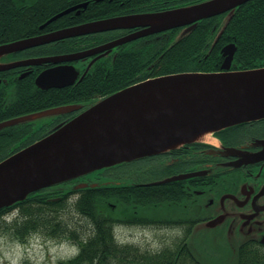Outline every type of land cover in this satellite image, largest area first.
Masks as SVG:
<instances>
[{
  "label": "flooded vegetation",
  "instance_id": "obj_1",
  "mask_svg": "<svg viewBox=\"0 0 264 264\" xmlns=\"http://www.w3.org/2000/svg\"><path fill=\"white\" fill-rule=\"evenodd\" d=\"M202 1L0 0V47L37 39L30 46L0 53V123L55 111L2 127V145L18 151L120 90L112 92L113 87L162 75L160 71L167 69L161 65L165 51L191 24L113 47L112 42L145 27L93 30L50 41L43 37L94 21L163 12ZM228 13L198 22L211 26L198 60L207 63L209 71L246 69L236 55L234 35L221 43V23ZM153 41H159L160 46L145 56L137 51L140 43ZM230 44L235 45V51L227 60L229 51L224 48ZM57 68L73 71L75 76L64 77L60 86L37 85L42 72ZM33 193L50 202L63 200L78 223L86 218L75 208L77 204L88 195L100 194L104 226L122 243L136 245L120 237L122 228L170 229L179 235L166 245L190 247L209 231L213 242L227 248L230 256L234 253L235 261L242 251L261 253L264 258V119L233 125L212 133L206 141L96 170ZM211 221L218 223L208 226ZM95 229V225L89 226L86 232ZM79 233L85 236L84 231ZM200 251L202 259L220 256L215 251Z\"/></svg>",
  "mask_w": 264,
  "mask_h": 264
},
{
  "label": "water",
  "instance_id": "obj_2",
  "mask_svg": "<svg viewBox=\"0 0 264 264\" xmlns=\"http://www.w3.org/2000/svg\"><path fill=\"white\" fill-rule=\"evenodd\" d=\"M247 1L204 0L163 12L114 17L64 29L43 37V40L93 30L145 27L112 42L110 46L113 47L141 36L191 24L186 29L188 31L201 19L229 10L224 28L235 9ZM36 40L1 46L0 53L30 46ZM224 50L229 51L227 60H230L235 45L230 44ZM68 76L74 77L75 72L57 68L42 72L36 83L60 86L59 81ZM53 112L13 118L1 122L0 129ZM262 119L264 66L234 71H183L142 80L97 100L69 122L2 159L0 209L12 206L46 186L166 152L186 143L206 141L214 132ZM216 223L207 224L214 226ZM231 257L234 259V253Z\"/></svg>",
  "mask_w": 264,
  "mask_h": 264
},
{
  "label": "trees",
  "instance_id": "obj_3",
  "mask_svg": "<svg viewBox=\"0 0 264 264\" xmlns=\"http://www.w3.org/2000/svg\"><path fill=\"white\" fill-rule=\"evenodd\" d=\"M224 19L221 23V30L224 26ZM209 28L211 26L203 21L176 37L171 47L165 51L161 63L167 69L161 70L160 73L165 75L183 71L211 70L206 66L207 63L198 62L199 57L203 56L199 51ZM223 30L221 43L226 42L224 39L229 34L234 35V42L237 46L236 55L238 60L244 63L246 69L264 66V0H249L239 5ZM139 45L137 51H140L143 56L149 50L160 46L159 41ZM119 61L121 59L116 63ZM128 85L130 83L113 87L111 91ZM1 137L3 136L0 135V161L17 151V149H8L9 146L2 145L4 139ZM99 196L101 195H88L86 201H80L75 207L85 216L84 223L75 222L74 213L63 200L50 202L35 193L29 194L24 200L12 206L1 208L0 218H4L9 212L15 210L17 216L10 222L4 223L6 229L21 242H25L29 236L43 234L75 243L78 246L77 253L59 260L57 264H201L198 256L187 245H166L160 249L151 250L119 242L114 238L111 228L104 226V221H102L104 214L100 209L103 203L102 199H98ZM94 225L96 229L90 234L87 233L86 229ZM80 231H84L85 236H82ZM235 264H264V258L261 253L242 251Z\"/></svg>",
  "mask_w": 264,
  "mask_h": 264
},
{
  "label": "rangeland",
  "instance_id": "obj_4",
  "mask_svg": "<svg viewBox=\"0 0 264 264\" xmlns=\"http://www.w3.org/2000/svg\"><path fill=\"white\" fill-rule=\"evenodd\" d=\"M16 216L17 213L13 210L4 218H0V264H57L59 260L69 258L77 253L78 246L75 243L43 234L29 236L25 242L19 241L6 229L4 223L10 222ZM74 217H76L75 213ZM119 233L120 237L125 239L124 241L151 250L166 246L167 242H172L179 235L178 232L170 229L149 227L143 229L122 228ZM213 237L211 232H206L205 235L194 241V246L191 249L200 258L204 257L199 253L201 249L208 251V253L215 251V253L220 254L216 258H201L203 264H234V259L227 254L228 252L226 253L227 248L221 246L220 243L213 242L215 239ZM175 245L177 244L167 246Z\"/></svg>",
  "mask_w": 264,
  "mask_h": 264
}]
</instances>
